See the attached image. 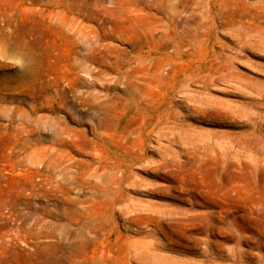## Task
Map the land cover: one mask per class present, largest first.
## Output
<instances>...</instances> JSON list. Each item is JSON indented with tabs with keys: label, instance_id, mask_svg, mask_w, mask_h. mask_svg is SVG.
Here are the masks:
<instances>
[{
	"label": "rangeland",
	"instance_id": "rangeland-1",
	"mask_svg": "<svg viewBox=\"0 0 264 264\" xmlns=\"http://www.w3.org/2000/svg\"><path fill=\"white\" fill-rule=\"evenodd\" d=\"M0 264H264V0H0Z\"/></svg>",
	"mask_w": 264,
	"mask_h": 264
},
{
	"label": "bare ground",
	"instance_id": "bare-ground-1",
	"mask_svg": "<svg viewBox=\"0 0 264 264\" xmlns=\"http://www.w3.org/2000/svg\"><path fill=\"white\" fill-rule=\"evenodd\" d=\"M189 1H191V0H189ZM185 2V1H184ZM182 3V2H181ZM181 3H178V4H181ZM179 7V6H178ZM182 7L184 8L185 7V3H182ZM177 191V190H176ZM178 192V191H177ZM177 192H175V193H177ZM177 195V194H176ZM176 195H175V197L174 198H176ZM178 197V196H177ZM178 199V198H177Z\"/></svg>",
	"mask_w": 264,
	"mask_h": 264
}]
</instances>
